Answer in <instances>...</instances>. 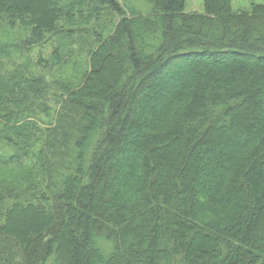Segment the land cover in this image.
I'll return each instance as SVG.
<instances>
[{"label":"trees","instance_id":"trees-1","mask_svg":"<svg viewBox=\"0 0 264 264\" xmlns=\"http://www.w3.org/2000/svg\"><path fill=\"white\" fill-rule=\"evenodd\" d=\"M145 1L0 0V264H264V4Z\"/></svg>","mask_w":264,"mask_h":264},{"label":"rangeland","instance_id":"rangeland-1","mask_svg":"<svg viewBox=\"0 0 264 264\" xmlns=\"http://www.w3.org/2000/svg\"><path fill=\"white\" fill-rule=\"evenodd\" d=\"M122 1V0H121ZM125 1V0H124ZM136 2H139L140 4L143 2H145V4H148L145 0H135ZM255 4H264V0H233L232 5H233V9L234 10H238V11H243V10H249L251 9L252 5ZM186 10L187 11H197V12H205V5H204V0H187V5H186ZM53 45L52 44H48L45 46H35L34 48H32L27 56L21 55V54H17L15 55V57H13L12 59L10 58L9 60H5V59H0V68H3L5 70H12L13 68H15L17 66V64H21L24 60L26 59H38L40 55L43 56H47L48 54H50L51 50H52ZM26 52V50H25ZM26 55V54H25ZM81 57V54H80ZM82 59V58H80ZM75 60V59H73ZM78 62V64L76 65H72V68L65 71V73L67 74V72L69 73H73V75L77 74V72L79 70H81L82 66H85V62H81L78 59L75 60ZM84 68V67H82ZM4 149V148H2ZM4 152H8V151H4ZM1 169L4 168L3 166H1ZM20 169H13L12 171H14V173H3L0 175V177H4V176H10L13 175L16 177V179H20L21 175V170ZM3 172V171H2ZM18 172V173H17Z\"/></svg>","mask_w":264,"mask_h":264}]
</instances>
